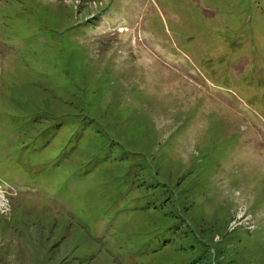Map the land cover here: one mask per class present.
<instances>
[{"label": "rangeland", "instance_id": "rangeland-1", "mask_svg": "<svg viewBox=\"0 0 264 264\" xmlns=\"http://www.w3.org/2000/svg\"><path fill=\"white\" fill-rule=\"evenodd\" d=\"M200 257L264 264V0H0V264Z\"/></svg>", "mask_w": 264, "mask_h": 264}, {"label": "trees", "instance_id": "trees-1", "mask_svg": "<svg viewBox=\"0 0 264 264\" xmlns=\"http://www.w3.org/2000/svg\"><path fill=\"white\" fill-rule=\"evenodd\" d=\"M190 264H213V263H209L200 257L199 259L195 258V261L191 262Z\"/></svg>", "mask_w": 264, "mask_h": 264}, {"label": "bare ground", "instance_id": "bare-ground-1", "mask_svg": "<svg viewBox=\"0 0 264 264\" xmlns=\"http://www.w3.org/2000/svg\"><path fill=\"white\" fill-rule=\"evenodd\" d=\"M121 29V31L123 30L122 28H120Z\"/></svg>", "mask_w": 264, "mask_h": 264}]
</instances>
